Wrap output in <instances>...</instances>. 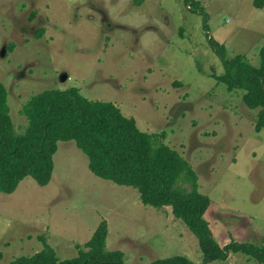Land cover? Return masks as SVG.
Wrapping results in <instances>:
<instances>
[{
    "label": "rangeland",
    "instance_id": "rangeland-1",
    "mask_svg": "<svg viewBox=\"0 0 264 264\" xmlns=\"http://www.w3.org/2000/svg\"><path fill=\"white\" fill-rule=\"evenodd\" d=\"M198 1L204 14L187 0H0V82L19 133L21 110L44 91L78 88L114 103L192 166L221 247H263L264 131H255L258 111L245 106L244 91L211 77L224 66L210 40L260 66L264 9L253 0ZM88 165L75 142H60L48 186L26 178L14 194L0 193V264L41 252L40 236L60 261L75 259L103 221L106 250L121 252L124 264L176 256L203 264L196 236L171 208L145 206L135 188ZM211 264L260 263L239 253Z\"/></svg>",
    "mask_w": 264,
    "mask_h": 264
},
{
    "label": "trees",
    "instance_id": "trees-1",
    "mask_svg": "<svg viewBox=\"0 0 264 264\" xmlns=\"http://www.w3.org/2000/svg\"><path fill=\"white\" fill-rule=\"evenodd\" d=\"M187 1L205 13L198 0ZM253 6L263 10L264 0H253ZM210 44L224 66L222 76L213 73L211 77L225 84L229 92L244 91L245 106L258 111L255 131H264V52L257 67L244 55L228 57L224 45L213 40ZM21 115L27 120L23 134L13 123L8 92L0 82V193L14 194L26 178H32L40 187L48 186L59 143L75 142L96 177L135 188L145 206L171 208L173 216L196 236L203 264L226 261L228 255L239 253L264 264V246L237 242L220 246L205 216L211 199L200 192L199 178L192 166L163 144L159 135L141 131L136 120L124 116L114 103L90 101L78 88L48 90L33 96ZM107 236V222L103 221L83 246L87 251L78 245L79 257L64 261L40 236L44 249L12 264H124L121 252L106 250ZM150 264L194 263L176 256Z\"/></svg>",
    "mask_w": 264,
    "mask_h": 264
}]
</instances>
